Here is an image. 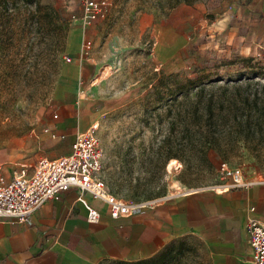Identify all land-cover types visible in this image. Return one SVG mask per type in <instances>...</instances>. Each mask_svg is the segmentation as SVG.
<instances>
[{"label": "rangeland", "instance_id": "obj_1", "mask_svg": "<svg viewBox=\"0 0 264 264\" xmlns=\"http://www.w3.org/2000/svg\"><path fill=\"white\" fill-rule=\"evenodd\" d=\"M82 1L0 0V169L8 179L46 158L40 138L57 108L55 87L68 58L67 33L82 24L74 19L83 15ZM176 1L114 0L102 20L97 82L103 83L90 88L87 100L99 124L101 177L109 192L130 204L232 182L223 164L245 171L255 161L264 170V143L235 136H222L213 147L195 144L179 159H168L182 137L178 108L170 106L179 84L264 82V46L252 45L253 25L234 14L228 29L221 22L220 2L213 14L206 9L183 13L193 16L180 26L189 44L156 71L155 40L141 18L153 16L168 25L180 4L205 2ZM164 252L159 264H211L206 248L193 237L172 242Z\"/></svg>", "mask_w": 264, "mask_h": 264}, {"label": "crops", "instance_id": "obj_2", "mask_svg": "<svg viewBox=\"0 0 264 264\" xmlns=\"http://www.w3.org/2000/svg\"><path fill=\"white\" fill-rule=\"evenodd\" d=\"M219 2L224 26L230 28L235 14L239 22L253 25L252 45L264 46V0L182 3L168 25L157 23L153 16L141 18L149 22L155 40L152 57L156 71L176 60L178 52L189 44L190 37L180 26L193 16L183 13L206 9L213 14ZM103 24L102 20L91 26L78 24L67 33L66 52L71 61L62 64L55 87L57 108L40 138L50 160L69 155L72 143L97 120L87 99L90 88L103 83L97 82ZM87 43L91 45L88 50ZM231 184L172 195L116 220L110 218L105 204L86 194L88 203L101 212L98 224L88 223L78 191L69 190L58 200L46 202L35 213V224L0 222V264L136 263L156 257L186 236L204 245L211 264H254L246 226L252 218L264 224V183L227 187Z\"/></svg>", "mask_w": 264, "mask_h": 264}, {"label": "built area", "instance_id": "obj_3", "mask_svg": "<svg viewBox=\"0 0 264 264\" xmlns=\"http://www.w3.org/2000/svg\"><path fill=\"white\" fill-rule=\"evenodd\" d=\"M113 0H83V15L80 19L84 26H91L107 17ZM90 44L85 45L90 49ZM67 62L71 59L67 58ZM57 116H55L56 118ZM99 124L76 138L71 145V153L56 160L41 158L28 170H22L12 179H8L0 169V222L35 224V213L48 201L58 200L62 193L77 190L79 201L87 210L89 224H98L101 212L91 206L84 198L90 194L107 207L110 218L116 220L131 215L143 206L130 204L109 192L102 179L104 154L98 139ZM226 176L232 179L227 187H248L255 183H264V170L252 162L247 170L230 169L222 165ZM246 230L252 251L254 264H264V224L258 219L248 221Z\"/></svg>", "mask_w": 264, "mask_h": 264}, {"label": "trees", "instance_id": "obj_4", "mask_svg": "<svg viewBox=\"0 0 264 264\" xmlns=\"http://www.w3.org/2000/svg\"><path fill=\"white\" fill-rule=\"evenodd\" d=\"M178 4L180 0L176 1ZM171 94L170 106L178 108L175 118L181 123L182 137L169 150L168 159H179L180 152L195 144L213 147L222 136L264 143V82L194 84L189 80L188 84H179ZM185 103L188 107H184ZM197 135L198 139H194ZM165 256L163 251L152 259L129 264H159L156 260Z\"/></svg>", "mask_w": 264, "mask_h": 264}]
</instances>
